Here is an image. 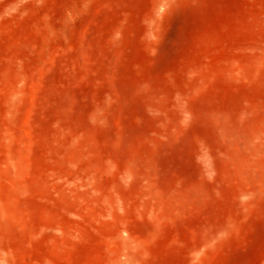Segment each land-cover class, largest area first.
<instances>
[{"label": "rangeland", "instance_id": "rangeland-1", "mask_svg": "<svg viewBox=\"0 0 264 264\" xmlns=\"http://www.w3.org/2000/svg\"><path fill=\"white\" fill-rule=\"evenodd\" d=\"M0 264H264V0H0Z\"/></svg>", "mask_w": 264, "mask_h": 264}]
</instances>
